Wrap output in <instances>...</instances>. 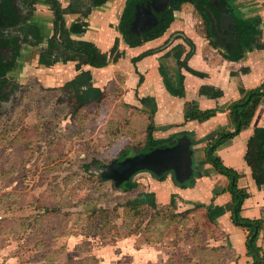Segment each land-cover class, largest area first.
Returning a JSON list of instances; mask_svg holds the SVG:
<instances>
[{
    "label": "crops",
    "instance_id": "obj_1",
    "mask_svg": "<svg viewBox=\"0 0 264 264\" xmlns=\"http://www.w3.org/2000/svg\"><path fill=\"white\" fill-rule=\"evenodd\" d=\"M35 1L36 12L31 22L40 30L43 38H47L52 34L51 12L45 0ZM58 1L62 7L70 4L69 0ZM125 2L108 0L80 20V12L63 16L67 28L75 22L87 24L84 32L70 34L73 40L91 42L106 54H109L115 40L118 41V51L122 56L116 61L102 68L83 65L81 70L90 73L92 87L101 92L106 80L119 76L124 103L139 112L143 109L140 99L149 98L154 103L155 112L151 119L153 138L173 139L172 145L177 139L189 146L191 163L181 170L184 181L175 185L167 178L158 180V177L141 175L140 179H136L141 194H151L157 209L168 206L171 200L175 202L178 212L191 211L197 204L203 208L191 215L188 226L183 229L170 228L161 240L141 242L142 237L138 234L98 249L112 247L115 264H254L255 257L248 254L246 248L248 232L233 225L231 212L225 209L213 221L205 214L207 207H226L231 203L229 181L206 162L205 148L220 133L233 131L229 107L241 98L240 89L248 91L264 82V0H234L243 17L259 19L261 33L258 44L262 46L261 49L244 52L237 61L224 59L209 44V40L199 34L196 20L186 9L173 12V21L159 37L146 40L144 36L140 44L129 46L128 38L126 40L117 28ZM217 25L221 30L222 24ZM226 37L225 34L219 38L220 45L224 43L226 48H233L225 40ZM176 46L182 47L180 59L191 53L186 65L197 74L184 68L178 69L174 52L180 50L174 51ZM37 58L35 63L39 65ZM76 63L67 61L48 67L40 65L42 73L48 74L42 82L53 87L60 80L64 83L70 81L79 73ZM178 73L182 76L181 84L177 81ZM188 103H195L201 112L214 113L204 121L186 120L184 114ZM254 128H264V99L248 128L219 145L214 155L226 168L239 174L237 188L248 193L242 203L241 216L264 221V185L255 183L244 160L246 142ZM132 237L136 241L130 245L128 242ZM119 242L127 243L119 245ZM256 246L264 259V229L259 234ZM95 248H91L90 253L98 259L99 264H107L105 255Z\"/></svg>",
    "mask_w": 264,
    "mask_h": 264
},
{
    "label": "rangeland",
    "instance_id": "obj_2",
    "mask_svg": "<svg viewBox=\"0 0 264 264\" xmlns=\"http://www.w3.org/2000/svg\"><path fill=\"white\" fill-rule=\"evenodd\" d=\"M34 2L33 7L23 5L29 16L26 17L29 18L27 23L33 18L31 15H35ZM79 3L80 11H85L87 0H80ZM179 9H186L193 15L199 34L204 36V23L195 7L184 3ZM17 29H9V32L16 34ZM48 38H44L41 46L20 43L16 66L7 75V89H11L12 94L0 104V172L9 171L10 174L0 175V208L15 201L10 211L0 209V221L4 220L0 223V264H17L20 260L39 263V254H34L39 241L43 249L57 253L54 258L57 263L81 259L82 254L79 255L75 247L90 246L105 255L107 264H115L111 253L113 248L98 247L115 244L111 235L116 227L122 228V209H118L115 216L118 219H112V229H102L88 236H85L84 220L78 217L79 213L99 206L110 208L115 203L135 198L141 191L135 188L128 193L120 192L113 181L99 182L82 166L91 160H96L99 165L111 164L124 151H127V158L131 157L144 141L148 119L123 102L119 76L105 81L102 86L104 97L100 103H90L75 115L72 114L70 95L62 87L66 82L60 80L56 86H46L42 81L48 74L42 73L40 64L35 63ZM1 54L6 59L11 57L9 49H2ZM171 142L165 143V147L173 146ZM187 156L185 168L191 163L189 152ZM181 170L171 164L157 169L154 166H140L128 174L123 182L146 175L161 176L176 185L184 181ZM80 200L90 201L91 204L80 205ZM34 205L41 207V210H35ZM54 206L60 214L69 212L70 215L44 213L43 208ZM33 215L42 216L41 224L35 225L30 220L22 234L11 229L22 217ZM10 230L19 236L15 238ZM62 232L67 236L57 234ZM154 233L156 235V231ZM54 234L59 237L51 239ZM135 239L132 237L128 243H135ZM124 244L119 242V245Z\"/></svg>",
    "mask_w": 264,
    "mask_h": 264
},
{
    "label": "trees",
    "instance_id": "obj_3",
    "mask_svg": "<svg viewBox=\"0 0 264 264\" xmlns=\"http://www.w3.org/2000/svg\"><path fill=\"white\" fill-rule=\"evenodd\" d=\"M46 1L49 3L50 10L53 12V33L47 40H45V46L39 53L38 64L48 67L56 62H77L75 67L79 73L62 86L63 88H66L70 95L69 104L72 109V114L75 115L90 103H100L104 97V94L101 91L92 87L90 73L81 70V66L88 65L94 68H102L107 66L110 62L116 61L117 58L122 56V53L118 51L117 39L110 49L109 54L100 52L91 42L73 40L70 37V34L84 32L87 24L85 22H75L67 28L64 22L63 16L65 14L80 12L81 17L85 18L92 9L102 6L108 0H87L88 4L86 5V10L83 12L80 11V0H71L66 8H61L57 0ZM144 1L147 0H126L125 2L117 28L126 40V23L131 18L135 6ZM33 2L34 0H30L29 6L33 7ZM184 3H190L195 7L198 16L204 23V37L209 40V44L216 49L224 59L237 61L242 57L244 52L262 48V46L258 44L261 33L259 29V19L243 17L234 5V0H215L214 2H211V0H173L170 9L163 14L158 30L147 37L146 40L157 38L162 35L173 21V12L179 10L180 6ZM4 5L9 8L10 0L4 1ZM208 11H211L214 14L216 20L219 19L221 12L229 15L233 20L232 25H229L226 32H222L217 27L214 28ZM5 16H12L14 18V28L18 29L16 34L9 32L10 27L0 29V104L6 102L12 94V90L7 89L9 83L7 75L16 65V60L20 52V43H27L31 46H41L44 43L40 30L34 25L24 24L21 21V23H19L18 15L14 13V10L12 14H5ZM225 34L227 36L225 38L227 43L229 42V45H233V48L231 49L226 48L227 46H225L224 43L221 44L223 47L219 43V38ZM127 43L132 47L140 44V42L132 43L128 40ZM6 48L11 51V57L9 59H6L1 54V50ZM177 50L180 51L174 52V58L178 69L184 68L186 71L197 74L186 65V60L191 53H187L183 59H180L182 47L176 46L174 51ZM177 81L178 84H181L182 82V76L180 73L177 75ZM208 91L210 94H213L211 89H208ZM240 94L241 98L232 103L229 107L230 117L233 123V131L220 133L205 148L206 162L219 174L225 176L229 181L228 191L231 195V203L226 207H207L205 214L210 221H213L215 216L222 214L225 209H228L231 212L233 225L244 228L248 232L246 248L248 254L255 257L254 264H264L260 249L256 246L259 234L264 229V221L249 220L241 216L242 203L248 197V193L245 190L237 188L239 174L232 169L226 168L221 160L214 155V152L219 145L248 128L260 102L264 99V82L258 87L248 91L240 89ZM140 103L143 107L141 112L147 116L149 122L146 126L144 141L139 144V147H137L138 149L132 153L131 157L165 147V143L173 140H156L153 138L154 128L151 119L155 112V105L149 98L140 99ZM213 113V111L201 112L196 108L195 103H188L186 104L184 117L186 120L204 121L210 118ZM125 153H127V151H124L116 161L126 159L127 156ZM244 160L251 170L252 178L255 183L258 185H264V128L253 129L252 135L246 142ZM108 165H99L96 160H91L90 163L84 164L82 168L99 182H104L106 180L113 181L110 178L104 177L102 174L96 173L98 169ZM0 175L8 176L10 174L9 171H1ZM158 180H163V177H158ZM113 182L117 187V190L124 193L131 192L138 187L136 180L132 179L121 184H116L115 181ZM180 187H184V185H180ZM7 196L8 194L4 197ZM84 201L85 200H80L78 201V204L84 206L91 204L90 201ZM14 203L15 201H12L6 204V206H1L0 209L4 212L10 211L11 206ZM111 206L112 207L110 208L103 206L89 208L84 212L79 213L78 217H83L81 221L84 220L85 236H88L91 233H99L102 229H112V227H110L112 219L116 218L115 216L118 214V209H122V228L117 229L116 227V230L111 235L112 239H114L112 243L116 242V240L127 238L132 235L137 236L138 234L142 237L141 242H155L161 240L164 233L170 228L174 227V229H183L188 226V219L191 215L203 208L202 205L197 204L191 209V211L187 210L178 212L176 211L175 202L171 200L168 206L157 209L151 194H139L133 199L128 198L122 203H115ZM33 208L38 211L41 210V207L36 205H34ZM56 209L57 207L55 206L45 207L43 208V211L47 214H58V216L70 215L69 212H63L61 215L58 209ZM30 220H32L35 225L41 224L42 216L33 215V217H22L19 219L20 222L11 227V229L22 234L24 230L27 229V225L25 224ZM2 222H4V220ZM2 222L0 221V223ZM155 231L156 235H154ZM9 232L15 235V238L16 236H19V234H16L12 230ZM57 234L61 237L67 236V234L63 232ZM57 234L52 235L51 239H57L59 237ZM35 250L34 254H39L37 256L39 263L24 262L20 260L17 264H99L98 259L90 253V246L84 248L80 246L75 247L76 252L82 254L83 257H81V259H68L65 263L55 262L54 258L57 253L43 249L40 241L35 246Z\"/></svg>",
    "mask_w": 264,
    "mask_h": 264
},
{
    "label": "water",
    "instance_id": "obj_4",
    "mask_svg": "<svg viewBox=\"0 0 264 264\" xmlns=\"http://www.w3.org/2000/svg\"><path fill=\"white\" fill-rule=\"evenodd\" d=\"M164 1V4L168 2V0ZM214 1L215 0H211V2ZM156 2L157 0L146 1L147 5L144 11L148 14L150 20L154 19L151 13V8L154 7ZM138 5L135 7L137 8ZM208 14L210 15L212 23L215 27L218 26L217 24H222V31L227 30L229 25H232V18L225 13L221 12L218 20H216L214 14L211 11H208ZM140 28L141 27H139V29ZM188 148L189 146L187 144L177 141L171 147L158 148L150 153L138 154L122 161H114L108 166L101 167L96 173L102 174L104 177L112 179L116 182V184H121L124 181L123 179L126 178L128 174L140 166H154V168L157 169L158 167H164L166 164H171L183 169L185 163L187 162V155L189 152Z\"/></svg>",
    "mask_w": 264,
    "mask_h": 264
},
{
    "label": "flooded vegetation",
    "instance_id": "obj_5",
    "mask_svg": "<svg viewBox=\"0 0 264 264\" xmlns=\"http://www.w3.org/2000/svg\"><path fill=\"white\" fill-rule=\"evenodd\" d=\"M4 1H6V0H0V29H5V28H9V27H10L9 29H13L15 27V24L13 23L14 18L12 16H5V14H12L13 10H14V13H16L18 15L19 23L22 22L24 24L26 23V24L33 25L31 22L32 18L30 20V23H27L29 21V18H26V17H29V16H28V14L25 13L26 9H24V7H23V5H25L27 8V6H29L30 0H20V1L10 0V7L9 8L4 5ZM172 1L173 0H168V2L164 4V2H165L164 0H157V2L154 4V7L151 8V13L154 17V19H152V20L149 19L148 14L144 11V9H146V5H147L146 1L138 3L139 4L138 7L137 8L135 7L136 9L134 8V11L132 13L131 18L126 23V32H127L128 41L132 42V43L142 42L144 36H146L145 38H147L152 33L157 31L159 28L160 22L162 20V16L167 10L170 9ZM70 2H71V0H70ZM33 3H34L33 4V6H34L35 2H33ZM58 3L60 4L59 1H58ZM47 4H48V10L52 13L51 14V16H52V27H51V29H52V33H53V12L50 10V5L48 2H47ZM60 6H61V8L67 7V6L62 7L61 4H60ZM24 14H26L27 16H25ZM29 15H31V14H29ZM31 16L33 17V15H31ZM81 18L82 17H80L79 20ZM119 20H120V18H119ZM139 27H141V28L139 29ZM6 49H8V48H6ZM16 62H17V60H16Z\"/></svg>",
    "mask_w": 264,
    "mask_h": 264
}]
</instances>
